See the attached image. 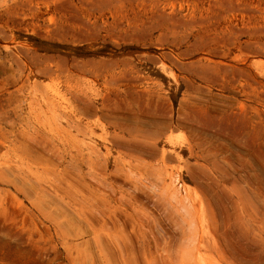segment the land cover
Returning a JSON list of instances; mask_svg holds the SVG:
<instances>
[{"label":"rangeland","instance_id":"rangeland-1","mask_svg":"<svg viewBox=\"0 0 264 264\" xmlns=\"http://www.w3.org/2000/svg\"><path fill=\"white\" fill-rule=\"evenodd\" d=\"M0 264H264V0H0Z\"/></svg>","mask_w":264,"mask_h":264},{"label":"bare ground","instance_id":"bare-ground-1","mask_svg":"<svg viewBox=\"0 0 264 264\" xmlns=\"http://www.w3.org/2000/svg\"><path fill=\"white\" fill-rule=\"evenodd\" d=\"M71 259H72V257H71Z\"/></svg>","mask_w":264,"mask_h":264}]
</instances>
